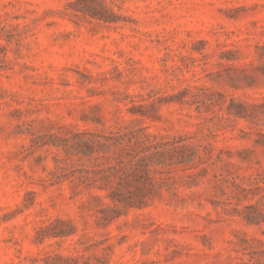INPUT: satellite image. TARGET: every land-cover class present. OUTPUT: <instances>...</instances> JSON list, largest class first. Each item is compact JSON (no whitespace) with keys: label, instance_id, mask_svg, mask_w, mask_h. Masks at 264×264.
I'll return each mask as SVG.
<instances>
[{"label":"rangeland","instance_id":"rangeland-1","mask_svg":"<svg viewBox=\"0 0 264 264\" xmlns=\"http://www.w3.org/2000/svg\"><path fill=\"white\" fill-rule=\"evenodd\" d=\"M0 46V264H264V0H0ZM131 123L213 151L107 221L40 140Z\"/></svg>","mask_w":264,"mask_h":264},{"label":"trees","instance_id":"trees-1","mask_svg":"<svg viewBox=\"0 0 264 264\" xmlns=\"http://www.w3.org/2000/svg\"><path fill=\"white\" fill-rule=\"evenodd\" d=\"M95 9L80 10L100 18ZM3 60L0 58V62ZM204 94L200 97L198 108L221 106V101L213 97V92ZM139 107L143 106L132 105L129 111L148 115L145 110H137ZM241 108V105L231 102L227 105V114L221 112L217 116L218 121L222 124L232 121L230 113L241 116ZM138 120L135 117L131 122ZM70 133L68 136L49 134L48 139L42 136L40 140L41 146L51 145L62 149L67 155H76L78 160L84 159L80 165L72 166L67 172L56 176L54 182L64 177L73 192L87 190L90 198L102 206L103 218L107 221L118 217L121 208H143L150 199L161 194L164 181L155 178V174L196 167L205 162L213 151V144L203 138L194 139L189 134L162 135L137 123L120 125L107 131L76 130ZM226 181L231 183L232 197L240 199V196H246L248 188L235 178ZM255 263L263 264V260L258 257Z\"/></svg>","mask_w":264,"mask_h":264}]
</instances>
